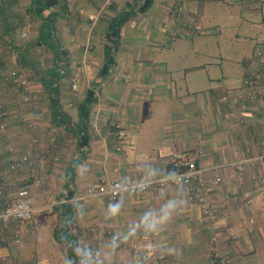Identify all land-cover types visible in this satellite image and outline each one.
I'll return each mask as SVG.
<instances>
[{
	"label": "crops",
	"instance_id": "crops-1",
	"mask_svg": "<svg viewBox=\"0 0 264 264\" xmlns=\"http://www.w3.org/2000/svg\"><path fill=\"white\" fill-rule=\"evenodd\" d=\"M71 1V18L68 11L62 12L56 23V39L62 35L64 44L58 55L38 44L48 50L46 66H39L32 51L22 55L26 47L5 48L2 55L3 61L22 66L29 87L39 95L35 103H22L16 89L0 77L7 143L23 152L48 153L43 164L49 178L42 190L57 189L53 200L40 192L34 199V232L51 237L53 243L48 242L60 252L54 250L46 264L89 261L80 259L79 252L78 260L67 252L64 256L56 246L60 242L55 234L65 216L67 233L76 240L75 252L87 235L111 230L121 239L105 244L106 264H148L135 256L147 250L164 256L149 264H209L212 236L217 251L227 257L226 264H264V105L260 98L248 99L243 83L255 66L256 51H264V0H152L144 12L138 11L139 4H126L133 0H115L96 39L88 36L85 24L80 25L73 13H91L102 0ZM1 2L4 20L15 16L14 20L29 23L26 11L31 0ZM130 11L134 14L119 31L114 64L101 77L107 26L118 14ZM34 21L38 24L31 44L37 45L40 21ZM189 22L192 29L186 26ZM75 28L80 31L74 35ZM172 32L183 34L170 45ZM88 41L93 42L89 51L82 49ZM52 73L58 77L46 87L44 81L50 82ZM89 87L95 90L96 102L86 126H78L77 107ZM118 129L125 131L122 141L115 134ZM51 138L55 141L48 150ZM5 148L0 149V168L7 163ZM195 149L197 164L206 175L222 178L206 193L218 217L212 225L203 221L201 207L189 200L188 187L182 184L125 192L111 201L77 198L101 180L127 184L161 177L172 170L175 152ZM240 161L243 172L236 176L234 165ZM170 200L183 203L153 226L170 211L164 207ZM110 206H118V211L113 213ZM21 230L23 239L34 233L26 222ZM1 236L5 235L0 227ZM0 242L12 245L9 239ZM7 248L0 246V253Z\"/></svg>",
	"mask_w": 264,
	"mask_h": 264
},
{
	"label": "built area",
	"instance_id": "built-area-1",
	"mask_svg": "<svg viewBox=\"0 0 264 264\" xmlns=\"http://www.w3.org/2000/svg\"><path fill=\"white\" fill-rule=\"evenodd\" d=\"M111 0H103L102 4L94 14L88 16V25L93 28L104 17L107 9L111 6ZM182 7L177 8L180 12ZM178 14V13H177ZM28 19V15L26 20ZM22 24L17 25L19 40L24 41L28 38L29 32L25 25L28 24L22 20ZM192 29V23L186 25ZM183 33H170L168 43L173 44ZM4 52L3 32L0 27V61ZM255 66L250 70L245 78L244 85L247 87L248 99L251 101L260 98L264 105V51H256L254 55ZM0 77L4 84H11L19 94L20 101L25 104H32L38 101V95L31 90L24 69L18 63L9 64L3 61L0 64ZM71 88H76L75 80H72ZM4 103L0 100V149L6 147L7 163L0 168V227L4 230V235L0 240L9 239L12 243L18 244L21 237V225L27 223L31 232L35 231V224L32 220L34 207V194L36 188H42L44 182L49 178L43 164L45 155L29 153L18 150L14 145L8 144L4 135L7 128ZM4 134V135H3ZM117 137L122 141L126 135L123 129L115 131ZM54 138L47 141V149L51 150L54 144ZM120 148V147H119ZM199 150H181L175 152L170 164L172 170L161 177L151 179L146 182L132 180L125 184L120 179L101 180L97 185H91L77 194L78 199H87L91 197H103L107 200H115L125 192L145 193L150 189H164L175 184H182L188 187L189 200L199 204L203 214V221L212 225L217 221L215 208L208 200L206 193L210 187H217L221 183V176L206 175L205 171L197 164L196 157ZM250 164L254 166L255 159H251ZM234 169L239 176L243 172V162L240 161L234 165ZM264 185V179L261 180ZM247 196V195H244ZM235 197V196H233ZM233 199V198H232ZM104 235L98 238L99 243L120 242V238L113 234V231L106 230ZM212 246L209 253V264H226L227 257L217 251L215 247V236L209 239ZM93 247V246H92ZM92 253L98 259L97 248H92ZM136 258L146 263L162 259L164 256L155 254L151 250L135 254ZM0 264H6L5 257L0 258Z\"/></svg>",
	"mask_w": 264,
	"mask_h": 264
},
{
	"label": "trees",
	"instance_id": "trees-1",
	"mask_svg": "<svg viewBox=\"0 0 264 264\" xmlns=\"http://www.w3.org/2000/svg\"><path fill=\"white\" fill-rule=\"evenodd\" d=\"M152 0H133L126 2L128 5H134L139 4L138 11L144 12L151 4ZM2 2L0 0V9L2 7ZM1 11V10H0ZM68 11V2L67 0H31V5L28 7L26 11V15L31 17L33 20L40 21V27H39V39L37 40L38 43L41 46L47 47V49L51 50L52 52L56 53V56L58 55L59 51L61 50L59 47V43L56 39V23L58 19V15L62 12ZM65 14V13H64ZM131 14H134V11L126 12L123 14H118L115 16L112 21L109 22L107 26V42L105 45V60L103 64L101 65L99 69V76L104 77L108 74L111 66L114 64V52L116 51L117 47V41L119 38V31L121 28V25L126 21L127 16H131ZM0 27L1 31L3 32V45H4V52H6L5 48H17L19 46H23L29 48V44H26L24 42H21L19 38V34L17 31V25L22 24V21L16 19L17 17L13 16L12 21L4 20V14H0ZM17 21V22H15ZM25 41V40H24ZM18 42V43H17ZM57 45V47H56ZM55 65L59 68L58 62L55 63ZM55 76V77H53ZM57 75L52 73V76L50 77V82H46L45 86L48 87L49 83H54V80L57 79ZM51 99L54 101L55 98L51 97ZM96 102L95 97V90L94 88H88L85 91V95L83 100L79 103L77 107V116H78V126H86V121L89 117L90 110L92 109L93 104ZM56 113V112H55ZM72 195V193H70ZM66 207L67 205H62V214H66ZM65 220L68 219L67 216H65ZM66 226L65 228L62 227L58 231H56L55 238L60 243H65L67 254L71 259H74L77 257L76 252L74 251L76 240H74V237L69 236L67 233Z\"/></svg>",
	"mask_w": 264,
	"mask_h": 264
},
{
	"label": "rangeland",
	"instance_id": "rangeland-1",
	"mask_svg": "<svg viewBox=\"0 0 264 264\" xmlns=\"http://www.w3.org/2000/svg\"><path fill=\"white\" fill-rule=\"evenodd\" d=\"M111 1H112V4L107 9L104 17L93 28H91L88 25L87 18H88L89 15L94 14L96 12V10L102 4L103 0L101 1L100 5L96 9L94 7H93L94 9L91 8V11H92L91 13H86V12L84 13V12H81V11H77V12L73 13L75 19H77V21H79L80 25L85 24L86 28L84 27L83 30H85V32L87 30L89 37H91V38L95 37V39H96L97 33H98L97 30L99 29L98 27L103 25L102 23L106 22L107 18H109L111 7L115 3V0H111ZM67 2H68V12L70 14L71 11H69V9H72V1L71 0H67ZM119 2H121V0H119ZM71 14L69 15L70 18L72 16ZM65 15H67V14L65 13ZM29 20H30L29 23L25 25L26 30L29 31V36H28V38L25 41H23V40L21 41V42H24L25 45L29 44V48L27 46L23 51L21 50L22 51L21 53H22V55H29L31 53L30 51L34 52L36 54V56H37L36 60L38 61L39 66L40 67H44V66H46L48 64L47 57L45 56V54H47L48 50L45 49L44 47H41L37 43H36L37 45L31 44V42L34 43V39L36 38V36L34 35V32H32V30L34 29V31H35V29L37 28L38 22L35 23V21L33 22L32 19H29ZM30 26H32V28H29ZM75 30L76 31L74 32V35L77 34L78 31H80L77 28H75ZM99 31H100V29H99ZM91 38H89V40ZM58 41H59V43L61 45L60 47L63 48L64 44H63V40H62V35L60 36ZM229 45H231V44L229 43V44H226L225 46L228 47ZM23 47H24V45L22 46V48ZM92 47H93V42L88 41L87 44L82 47V49L85 48L86 50L89 51V50L92 49ZM212 47H213V45L210 44L209 48H210L211 51H213ZM74 78L75 79H72V80H75L76 84H78L77 83L78 82L77 76H75ZM72 83L73 82H71V84ZM71 90L73 92H75L77 89L75 90V89L71 88ZM38 97H39V95H38ZM69 107L72 109L71 105ZM13 118H15L14 114H13ZM43 186H42V188L34 189V191H33L34 198H35V194L40 192L41 194L49 193V194H45V195H48V198H51L53 200L54 192H56L57 189L56 190H54V189L50 190V192H46V191L43 192V190H42ZM55 214L57 215V217H59L56 212H55ZM60 222H61L60 223V228L65 227L67 225L65 223L66 225L64 226V222H66L65 219H62V221H60ZM57 223H58V221H57ZM28 233L29 234L26 233L27 235L25 236V239H23V235H22L20 237V240H19L18 244L12 243V245L10 247H9V244H7V243L6 244H2L0 242L1 243V245H0L1 247H5V246L8 247L7 251H4V252L0 253V258L1 257H5L6 264H46L47 263V259H49V256H50L51 253H54L53 252L54 250H55V254L57 253L58 255H60V252H59L58 248H53L51 246V244L48 242L49 240H51V242L53 243V240H52L51 237L46 236V235L45 236H38L39 235L38 232H34V233L28 232ZM98 238H99V236L89 237L88 235H87V237H81L82 244L76 246V248H77L76 255L79 252L80 259L82 258L81 256H83L84 259L88 257L87 260H89V261H87V264H106L105 263L106 261L104 260V257H106L105 256L106 252L104 251V248L107 247V245H105L107 242L106 243H99ZM41 240L43 241V243L40 244ZM54 245H56V244L54 243ZM56 246L61 248L62 255L65 256L66 252H67L65 243H60V244H57ZM95 247L98 250V259H96V256H94V254L91 251L92 248H95ZM115 254H116V252L113 255H115ZM62 255H61V257H62ZM76 260H78V258H76ZM107 263H109V262H107Z\"/></svg>",
	"mask_w": 264,
	"mask_h": 264
},
{
	"label": "clouds",
	"instance_id": "clouds-1",
	"mask_svg": "<svg viewBox=\"0 0 264 264\" xmlns=\"http://www.w3.org/2000/svg\"><path fill=\"white\" fill-rule=\"evenodd\" d=\"M183 203L182 201H179V204L176 200H170L164 207L170 211L166 212L163 216L160 217L158 221H153V226H155L156 223H163L165 220H167L172 211H174L177 207L180 206V204ZM113 213L118 211V206H110Z\"/></svg>",
	"mask_w": 264,
	"mask_h": 264
}]
</instances>
